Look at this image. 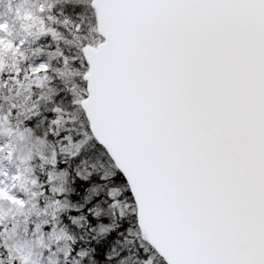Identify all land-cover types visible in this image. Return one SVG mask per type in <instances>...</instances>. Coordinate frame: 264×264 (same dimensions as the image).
Listing matches in <instances>:
<instances>
[{"label": "snow or ice", "instance_id": "1", "mask_svg": "<svg viewBox=\"0 0 264 264\" xmlns=\"http://www.w3.org/2000/svg\"><path fill=\"white\" fill-rule=\"evenodd\" d=\"M0 5V264H264V0Z\"/></svg>", "mask_w": 264, "mask_h": 264}, {"label": "rangeland", "instance_id": "2", "mask_svg": "<svg viewBox=\"0 0 264 264\" xmlns=\"http://www.w3.org/2000/svg\"><path fill=\"white\" fill-rule=\"evenodd\" d=\"M6 8L3 5H0V13H5Z\"/></svg>", "mask_w": 264, "mask_h": 264}]
</instances>
